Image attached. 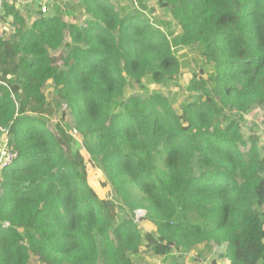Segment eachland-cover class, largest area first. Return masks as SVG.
I'll use <instances>...</instances> for the list:
<instances>
[{
	"label": "trees",
	"instance_id": "trees-1",
	"mask_svg": "<svg viewBox=\"0 0 264 264\" xmlns=\"http://www.w3.org/2000/svg\"><path fill=\"white\" fill-rule=\"evenodd\" d=\"M138 1L80 0L71 21L58 9L29 25L7 10L18 27L0 34V135L18 156L0 171V264H135L144 238L264 264V155L243 133L264 105V0H159L181 28L172 36ZM182 49L208 78L177 110L145 83L178 84ZM63 111L72 127L57 136L49 121ZM84 153L115 200L89 185ZM174 259L163 264H186Z\"/></svg>",
	"mask_w": 264,
	"mask_h": 264
},
{
	"label": "rangeland",
	"instance_id": "rangeland-1",
	"mask_svg": "<svg viewBox=\"0 0 264 264\" xmlns=\"http://www.w3.org/2000/svg\"><path fill=\"white\" fill-rule=\"evenodd\" d=\"M79 1L80 0H0V34L6 39L15 36L14 29L18 26L14 24L15 21L9 20L13 13L7 11L10 10V6H12L13 3L16 4L17 12L24 19V25H29L35 19L40 17L39 9L41 10L42 6H47L49 9L48 15L46 16L47 18L53 16L55 11L60 9L61 11L69 14L66 15L65 18L67 21H71L72 13L70 14V12H72V8H74L75 4ZM112 2H114L118 7L133 6L137 8L140 6L138 0H112ZM144 4L147 6L146 15L151 18L153 23L156 21H160L164 24L167 23L169 27L167 34L169 36L176 35L181 32L179 24L172 17V15L159 7V0H146ZM19 26H21V24H19ZM68 40L69 39H66V41ZM195 55L196 53L194 50L182 49L177 52L178 58L182 61V69L178 84H174L169 87H156L146 81V86L150 88V91L154 89L161 90L165 96L170 97L169 100L175 103V108L179 110L185 103V99L188 96V90L192 81L195 79V76L203 77L204 79L208 78V73H204L202 71L207 68H205V66L204 68H201V63L200 61H196ZM146 92L147 91H142L137 87L128 88V95L145 96ZM47 94L51 96L52 90L49 89ZM245 119L246 122L243 126V133L247 138H249V136L259 137L258 147L262 155H264V105L254 106L251 112L245 116ZM49 123L51 130L57 136V123H60L61 127L67 132H70V128L72 127L71 118L69 114L64 111L59 116L58 120L51 119ZM71 136L82 143L83 137L80 136V134H76L75 130ZM83 156L86 159L89 185L95 188L107 199L115 200L114 192L108 186L103 172L89 163V156L87 153H84ZM115 202L122 204L118 200ZM144 212L145 211L137 212L135 222L144 234H155L156 227L152 222L144 218ZM120 215L122 217L125 216L123 208L120 209ZM143 241L145 245L142 246L140 251L134 256L135 264H163V262L169 258H175L174 260L178 261V263L186 264H229V261L222 256L225 253V248L213 244L208 246L200 245L197 250L187 253L182 252L179 254L172 246L159 245L156 240L144 238ZM30 264L41 263L36 258H32Z\"/></svg>",
	"mask_w": 264,
	"mask_h": 264
},
{
	"label": "built area",
	"instance_id": "built-area-1",
	"mask_svg": "<svg viewBox=\"0 0 264 264\" xmlns=\"http://www.w3.org/2000/svg\"><path fill=\"white\" fill-rule=\"evenodd\" d=\"M48 7L47 6H42L41 10L39 9L40 13H42L43 15H45L46 13H48ZM75 130L76 134H78L77 129H73V131ZM18 154L16 152H13L9 149H7L6 143L4 145H2L1 149H0V170L8 167L10 165H12L14 163V161L17 159Z\"/></svg>",
	"mask_w": 264,
	"mask_h": 264
},
{
	"label": "crops",
	"instance_id": "crops-1",
	"mask_svg": "<svg viewBox=\"0 0 264 264\" xmlns=\"http://www.w3.org/2000/svg\"><path fill=\"white\" fill-rule=\"evenodd\" d=\"M5 143H4V141H3V137H2V135H0V149H1V147H2V145H4ZM1 171V170H0Z\"/></svg>",
	"mask_w": 264,
	"mask_h": 264
}]
</instances>
